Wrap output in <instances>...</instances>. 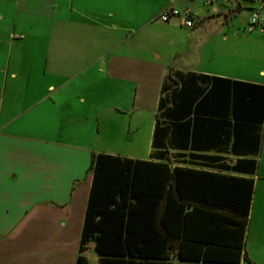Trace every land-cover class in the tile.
<instances>
[{
	"label": "crops",
	"instance_id": "crops-1",
	"mask_svg": "<svg viewBox=\"0 0 264 264\" xmlns=\"http://www.w3.org/2000/svg\"><path fill=\"white\" fill-rule=\"evenodd\" d=\"M184 1L0 0V264H75L92 154L183 167L190 161L192 169L225 174L219 165L243 158L229 150L232 82L264 86V68H182L150 60L140 44L139 52L131 48L138 30L167 8L190 9L195 24L186 36H202ZM247 18L241 33L264 44V34L244 31ZM168 73L178 90L156 131ZM184 99L190 104L179 118L192 111V149L165 148L178 134L170 120L180 116ZM147 110L152 118L135 116ZM260 138L258 153L245 157L255 161L254 173L241 175L253 180V193L240 264H264V121ZM141 140L145 156L133 146ZM92 247L84 256L95 264Z\"/></svg>",
	"mask_w": 264,
	"mask_h": 264
},
{
	"label": "trees",
	"instance_id": "trees-1",
	"mask_svg": "<svg viewBox=\"0 0 264 264\" xmlns=\"http://www.w3.org/2000/svg\"><path fill=\"white\" fill-rule=\"evenodd\" d=\"M177 84L175 75L168 73L156 131L173 109L168 103ZM232 84L229 150L243 158L233 165H219L228 173L192 169L190 161L183 167L92 154L91 186L75 264H91L84 256L90 244L98 257L95 264H240L253 193V180L241 175L255 170V161L245 157L259 151L264 86ZM188 104L184 99L180 116L170 120L178 134L165 148L192 149V111L179 118Z\"/></svg>",
	"mask_w": 264,
	"mask_h": 264
},
{
	"label": "rangeland",
	"instance_id": "rangeland-1",
	"mask_svg": "<svg viewBox=\"0 0 264 264\" xmlns=\"http://www.w3.org/2000/svg\"><path fill=\"white\" fill-rule=\"evenodd\" d=\"M184 3L190 4L196 13V26L201 29L202 36L199 38L187 37L186 29L180 27L177 19L168 22H162L159 19L151 20L153 21L151 25L143 30H138L135 35L131 46L133 52H139L140 44L142 50H147L146 53L150 60L169 61L174 66L189 69H192V64H199L211 66L223 72L244 74L264 68V44H261L255 37H248L241 33L246 15H249L250 8L253 7L252 2L221 0V7L205 6L201 0L192 2L185 0ZM237 4L243 6V9L236 7ZM238 12L239 14L233 16ZM150 13L152 14V12ZM226 24H228V28L222 32V29L226 28ZM224 34L225 40L223 39ZM141 35H146V39L141 38ZM141 39L145 40L146 44L141 43ZM137 40L140 43H137ZM147 111H138L135 116L140 114L152 118L153 114L150 110ZM129 117V114H125L122 118L127 120ZM144 141L141 140L137 144H133L139 149L136 150V153L140 154L143 151L142 156L146 155ZM91 250L94 254L93 247Z\"/></svg>",
	"mask_w": 264,
	"mask_h": 264
},
{
	"label": "built area",
	"instance_id": "built-area-1",
	"mask_svg": "<svg viewBox=\"0 0 264 264\" xmlns=\"http://www.w3.org/2000/svg\"><path fill=\"white\" fill-rule=\"evenodd\" d=\"M205 6L215 5L219 0H201ZM253 3L250 8V13L247 18L245 26L246 33L257 31L259 34H264V0H248ZM195 14L188 8L179 11L174 8H167L159 15V20L168 22L171 19H178L180 26L184 28H191L195 24ZM22 38V36H14Z\"/></svg>",
	"mask_w": 264,
	"mask_h": 264
}]
</instances>
